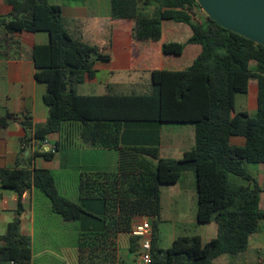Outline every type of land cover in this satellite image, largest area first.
<instances>
[{"label":"trees","instance_id":"obj_1","mask_svg":"<svg viewBox=\"0 0 264 264\" xmlns=\"http://www.w3.org/2000/svg\"><path fill=\"white\" fill-rule=\"evenodd\" d=\"M5 2L11 9L0 14V53L16 43L11 38L15 34L46 32L50 37L49 43L34 44L30 51L35 78L46 84L48 117L36 126L27 119L23 126L39 142L53 134L58 139L51 150L36 155L50 161L56 151L81 142L117 150L118 168L82 172L79 202L59 193L50 169L30 164L0 168V189L18 194L17 215L0 235V264H31L32 241L21 231L20 215L23 196L33 187L65 221L81 222L77 264H125L119 257L120 234L130 235L131 252L139 245V238L131 234L135 218L152 219L156 234L162 187L176 184L187 170L196 176L197 221L216 222L217 235L208 241L200 235H181L166 248L153 236L150 264H214L223 255L234 260L247 253L264 221L260 208L264 189L246 166L264 163V46L206 14L197 22V11L202 8L196 0H110L112 30L130 37L137 67L148 74L149 81L140 91L84 95L79 85L93 78L95 63L109 61L110 54L70 33L60 4ZM164 21L189 25V43L201 46L185 69L160 66V54L181 56L184 48L177 41L162 42ZM252 81L256 110L240 111L237 95L247 94ZM16 117L7 112L0 117V127ZM132 124H192L195 144L181 158H163L159 141L123 142V131ZM234 136L243 137L244 145L232 144ZM94 201L102 204V215L85 209L87 202Z\"/></svg>","mask_w":264,"mask_h":264},{"label":"crops","instance_id":"obj_2","mask_svg":"<svg viewBox=\"0 0 264 264\" xmlns=\"http://www.w3.org/2000/svg\"><path fill=\"white\" fill-rule=\"evenodd\" d=\"M49 1L62 6L64 22L68 18L74 26V29L71 30L65 26L70 33L85 42L100 46L103 52L111 56L109 61H97L95 63V76L86 79L83 84L79 85V93L102 95L109 92L120 94L142 90L149 81V76L137 67L138 59L133 52L130 37L117 31L113 32L110 0ZM10 9L11 7L5 0H0V14H7ZM165 22L168 21L163 22L164 36L162 42H169V38L173 36V28H170L167 34L164 27ZM104 30H107L110 35L107 44L100 43L98 39L99 34ZM11 38L12 42L16 43H12L0 53V117H4L7 112L13 113L17 117L10 119L6 127H0V168L30 164L31 167L50 169L52 173L54 169L64 173L71 171L75 179L73 197L69 199L65 193L57 189L62 196L77 202L79 200L80 174L84 171H116L118 168V151L95 148L79 142L78 146L65 147L56 151L53 160L50 161L36 155L37 151L51 150L58 139V136L53 134L48 136L46 141L39 142L34 139V133H27L23 126V121L27 119L32 122L33 126H36L44 123L48 117V107L44 102L46 84L38 82L35 78L36 67L35 62L30 57V51L34 44L49 43L50 37L46 32H39L15 34ZM165 56L167 55L160 54V66L163 69H171L166 67ZM81 87H85L84 91H81ZM254 104L256 110V100ZM238 110L248 111L243 108ZM157 141L160 144L161 157L181 158L195 144V128L192 124H132L123 131V142L126 144H152ZM194 182L196 184L195 173L192 170H187L183 172L181 179L176 184L162 187L164 192H161V205L163 206L162 209L165 208L166 210V214L161 215L160 222L163 234L159 236L158 231L155 234L152 229V238L156 236L160 247H169L178 236L189 235L184 234V232H189L184 211L191 208L194 212V204L197 203L194 202V193L186 191L190 190L189 186L194 187ZM38 193L37 189L33 187L24 194V210L20 215L21 231L24 235L29 236L32 241L31 264H77L81 222L65 221L59 214L53 212L49 199L46 200L44 196ZM37 201L43 205V208H40V213H37ZM17 209L18 194L12 189H0V235L5 232L7 225L15 219ZM85 209L87 212L97 215L103 213L102 204L96 201L87 202ZM142 219L148 218L137 217L133 225L140 223ZM148 220L152 223V219ZM37 221L40 225L42 242L39 259L35 256L33 245ZM160 224L158 225L160 226ZM212 231L214 232V228ZM192 235H200L204 239L200 233ZM216 235L213 233L212 236L215 237ZM209 239L204 240L208 241ZM120 240L121 234L119 243ZM140 244L136 246L137 250L140 249ZM55 249L63 250L69 256H66L65 259H58L57 256L54 257L53 255ZM119 257L121 261H124L120 252ZM216 260L215 262L219 261ZM125 264L128 263L125 262Z\"/></svg>","mask_w":264,"mask_h":264},{"label":"rangeland","instance_id":"obj_3","mask_svg":"<svg viewBox=\"0 0 264 264\" xmlns=\"http://www.w3.org/2000/svg\"><path fill=\"white\" fill-rule=\"evenodd\" d=\"M72 1V0H64V2ZM76 2V1H74ZM80 2V1H78ZM205 12L203 10H198L197 15L195 17V20L197 22H201L202 18L204 17ZM65 26L67 28L74 29V26H72L70 19L66 18L64 22ZM164 27L167 30V34L169 33V29L173 28V36L169 38L171 41H177L184 45L182 56H174V55H167L165 56V64L167 68L171 69H185L189 67L192 64V61L196 59L198 54L200 53V46L197 44L189 43V39L192 35V31L189 25L185 23H178L174 21H168L164 23ZM100 43L107 44L109 43L110 35L108 34L107 30L102 31L101 34H99L98 37ZM92 42V41H91ZM118 43V40L116 41ZM93 43V42H92ZM85 87H81V91H84ZM237 103L236 107L237 109L243 108L248 110L250 113H253L255 111V100H256V86L255 82L252 81L249 91L247 94H238L237 95ZM245 139L240 136H234L231 139V143L234 145H244ZM247 171L254 175V177L257 178L259 184L264 189V163L261 164H247ZM193 174V173H192ZM53 175L56 181V186L58 189H60L66 197L71 199L74 195L73 190H75V179L73 172H67L64 173L63 171H58L57 169L53 170ZM232 179L236 180L237 183L246 184V181L238 178L233 177ZM185 182V181H184ZM165 187V186H163ZM190 190H186L187 192L192 191L194 193V202H197V191H196V184L194 182V187L189 186ZM194 189V190H193ZM164 192V190H162ZM38 194H41L48 200V198L39 190ZM79 195V192H78ZM80 200H77V202ZM40 208H43L42 204H39L37 201V213H40ZM163 208V206H162ZM260 208L264 209V192L261 194L260 199ZM164 210V211H163ZM42 211V210H41ZM196 211H197V203L194 204V212L190 209H187L184 211V214L186 215V226L188 227L189 232H184V234H195L200 233L204 239H209L213 237V233L217 234V223L211 222V223H199L196 220ZM166 214L165 208L162 209L161 215ZM160 224V222L158 223ZM152 225V224H151ZM217 226V227H216ZM214 228V232L212 229ZM36 230V236L35 240H33L34 250H35V256L37 259L40 258L41 255V248H42V242L40 239V225L37 224L35 226ZM159 236L163 234L161 230V224L158 225L157 228ZM139 243H141V240H138ZM119 252L120 255H122L124 261L128 264H133L135 260L139 258L140 249L136 250L134 252L130 251V235L127 233L121 234V240L119 243ZM54 257L57 256L58 259H65L66 256H69L65 251L63 250H54L53 252ZM219 260V261H217ZM214 264H264V221L261 222L258 231L252 236L250 247L244 255L235 258L234 260L230 259L227 255H223L220 258H218Z\"/></svg>","mask_w":264,"mask_h":264},{"label":"water","instance_id":"obj_4","mask_svg":"<svg viewBox=\"0 0 264 264\" xmlns=\"http://www.w3.org/2000/svg\"><path fill=\"white\" fill-rule=\"evenodd\" d=\"M221 26L264 46V0H196Z\"/></svg>","mask_w":264,"mask_h":264},{"label":"built area","instance_id":"obj_5","mask_svg":"<svg viewBox=\"0 0 264 264\" xmlns=\"http://www.w3.org/2000/svg\"><path fill=\"white\" fill-rule=\"evenodd\" d=\"M131 234L141 240L139 258L135 264H150L152 262L151 240L152 225L148 219H142L132 227Z\"/></svg>","mask_w":264,"mask_h":264}]
</instances>
